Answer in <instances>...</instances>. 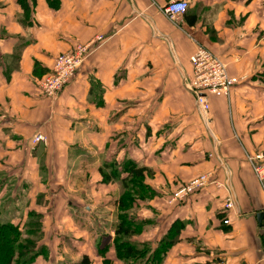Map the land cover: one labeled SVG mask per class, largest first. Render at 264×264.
Wrapping results in <instances>:
<instances>
[{
    "label": "crops",
    "instance_id": "1",
    "mask_svg": "<svg viewBox=\"0 0 264 264\" xmlns=\"http://www.w3.org/2000/svg\"><path fill=\"white\" fill-rule=\"evenodd\" d=\"M168 2L0 0V158L10 163L0 174L13 177L10 204L1 206L0 214L22 192L28 206L43 212L37 194L47 189L40 185L41 168L31 167L33 159L39 163L43 157L50 173L61 167L58 161L50 167V160L63 156L72 166L99 163L100 174L112 158L146 160L153 167L169 165L173 170L164 169V175L181 180L179 185L204 173L219 185L171 202L173 184L146 181L167 194L135 203L150 210L136 216L144 227L134 241L156 248L176 225L179 239L162 264H264V220L258 219L264 190L251 161L264 152V0H188L187 15L177 22L164 13ZM99 35L104 41L73 82L56 98L45 96L39 80L55 56ZM199 46L240 78L229 97L209 96L207 114L185 86L192 75L190 56ZM39 131L48 137L49 149L42 155L40 145L30 155ZM62 197L56 198L59 205ZM230 197L233 207L227 209ZM79 201L68 204L78 210ZM84 208L91 212L90 204ZM69 218L75 222L80 216ZM114 236L112 229L99 237ZM95 243L93 253L101 262L125 264L115 249L100 256Z\"/></svg>",
    "mask_w": 264,
    "mask_h": 264
},
{
    "label": "rangeland",
    "instance_id": "2",
    "mask_svg": "<svg viewBox=\"0 0 264 264\" xmlns=\"http://www.w3.org/2000/svg\"><path fill=\"white\" fill-rule=\"evenodd\" d=\"M70 50L65 52H69ZM62 53L64 52L57 54L55 58ZM39 82H41V79L39 80ZM54 98L52 97L51 99ZM47 142L48 137L46 142L44 141L38 144H31V147L29 148L30 155H34V153L38 152L37 149L40 145H43V148H40L39 152H41L42 155H45V153L43 154V152H47V150L49 149L46 147V145H48ZM65 155L67 154L65 153ZM69 159L63 156L62 159L50 160V167L52 168H54L53 166L55 163H57V161L58 165L60 162V172L56 171V173L49 172L50 170L45 166V159L43 157L41 158L39 163L38 159H33L31 167L37 166L41 168L40 173L42 174H40V177L42 179L40 185L42 184L43 189H47L45 192L39 193L40 195L37 194V196L39 197L38 205H44L40 208V210L43 212L38 211V209H35L33 206H28L27 196H25V194L22 192L20 199L16 201L15 205H13V207L11 206L12 208H4L2 215L0 214V224H2L0 226V235H4V233L8 232L6 230V224H8L12 227H17V229L19 230V233H17L18 238L16 243L20 244L21 247H28L29 244L27 243H30L33 240H37V251H40L41 254L37 255L36 259L33 261V264H77L85 254L90 256L92 264H104L103 262H101L102 259L98 257L97 254L93 253L92 241L93 239L94 241H96L95 244H97L98 249L103 248L108 241L111 244L109 245L110 247L108 248V250L110 248H116L114 239L104 240L99 236L105 232H110L112 229L115 230L114 227L119 221L117 202L118 199L123 195V193L126 192L128 195L132 194L133 198L143 200L145 202L144 204H147L146 202H148L149 200L157 197L161 198L160 194L166 195L167 192H157L152 190L145 184L146 181H153L157 182L158 184L166 185L173 184L175 188L180 186V183L178 184L177 182L181 180H173V178L171 179L164 175V169L169 170V172H172L173 170L169 168L170 166L167 164H160L159 166L153 167L151 163L147 162L146 160H144L145 162H136L139 167H144L147 169L144 172L143 178V183L146 185V188L144 190H137V188L140 186V178L137 177L136 179L131 177V179L128 180V185H123L122 181L119 180L122 173L124 172L123 171L120 174V168H123V166H125L127 160H122L120 163L118 159L112 158L105 164V167H103V169L105 168L104 170L106 171V173H111L110 170L115 171V173L117 172L116 178H114L112 173L110 176L115 183L117 182L116 184H114L111 182L112 180L107 181L102 174L97 173L96 170L99 163L92 166L90 165L89 167H79L78 165H69V162L71 161ZM129 160L131 159H128V162H132ZM9 164L10 163L8 159L0 158V172H5L7 170L6 167H8ZM101 166H103L102 163ZM73 169H75V173H72L71 170ZM124 173L126 174L124 177H126L128 173ZM182 174L183 173H181V175ZM6 176L0 174V211L3 209V207L1 206L10 204L9 191L11 183L9 182V179H13V177L7 180L5 179ZM37 179L39 180V178ZM48 184L51 186L50 189L48 188ZM126 186L129 187L127 188ZM139 195L143 197H140ZM61 196H63L62 198L65 202L59 205V201L56 198ZM81 196L84 198V202L79 201ZM69 200L73 201V204L79 201L82 204L79 206L81 209L77 210V208H72L71 206H69ZM135 203L133 204L134 206L132 207V209H130V212L135 216H137L138 214H145L146 212L144 213V211L146 209L150 210L148 206H144V208H141L135 205ZM89 204L91 206L90 213L87 212L84 208L85 205ZM77 215L80 216V221L78 219L75 222L70 221L71 219L69 217H76ZM24 217H26L27 219L24 220ZM54 218H58L57 224L53 222ZM55 224L59 226L58 229L56 228ZM15 227H13V229ZM56 232H60V234L56 235ZM85 232L89 234L88 237L90 239H85L83 235V233ZM39 235L42 237L38 238ZM16 253H18L17 250ZM2 256L3 254L0 253V259L2 258ZM0 264H4L3 261H0Z\"/></svg>",
    "mask_w": 264,
    "mask_h": 264
},
{
    "label": "built area",
    "instance_id": "3",
    "mask_svg": "<svg viewBox=\"0 0 264 264\" xmlns=\"http://www.w3.org/2000/svg\"><path fill=\"white\" fill-rule=\"evenodd\" d=\"M189 8L188 0H169L164 7V13L172 20L179 21ZM104 36L99 35L94 41L86 44H78L69 52H64L55 58L54 65L49 74L40 82L42 93L50 98L56 97L65 87L70 85L78 74V71L87 56L96 49ZM192 63V75L185 81V86L195 95L197 104L204 114L210 109L209 96L229 97L232 88L240 82V78L232 76L226 63L212 50L199 46L190 56ZM46 142L47 136L42 132L33 135L31 144ZM254 169L263 183L264 190V152L251 158ZM211 173L195 176L188 182L176 188L170 197L171 202L186 200L189 196L204 189L208 185L219 183L212 180ZM233 207V198L227 199L225 208ZM228 222V220H226Z\"/></svg>",
    "mask_w": 264,
    "mask_h": 264
},
{
    "label": "trees",
    "instance_id": "4",
    "mask_svg": "<svg viewBox=\"0 0 264 264\" xmlns=\"http://www.w3.org/2000/svg\"><path fill=\"white\" fill-rule=\"evenodd\" d=\"M185 15H187V12L185 13ZM191 23H193V21H191ZM51 70L47 74H49ZM47 74H45L41 78V80ZM129 161L132 162H128L127 160L125 166H123L121 171L127 172L128 175L123 178L120 177L119 180L122 181L123 185H128V180L131 179V177L136 179L138 177L140 178L141 182L139 183L140 186L137 188V190H144L146 188V185L143 183V178L144 172L147 169L144 167H139L136 162H133V160ZM100 171L107 181L112 180V178L110 177L111 173L113 174L114 178L117 177V172L115 173V171L113 170H110L111 173H106V171L101 168ZM132 196V194L128 195L125 192L117 202L119 221L116 224L114 230L116 256L118 259L123 260L126 264H130L133 262V264H162L165 259L167 250L179 239V237L177 236V231L179 228L176 225L173 226L169 233L158 242L156 248L151 247L150 243L148 242L134 241L133 238L135 237V235L142 231L144 224H142V222L130 212V209H132V207L134 206L133 204L139 200L133 198ZM1 225L2 224H0V226ZM13 227L6 224V230L8 232L4 233V235H0V253L3 254L0 261H3L4 264H33V261L36 259L37 255L41 254L40 251H37V240H33L30 243H27L29 244L28 247H21L20 244L16 243L18 238L17 233H19V230L17 229V227H15L14 229ZM40 237L42 236L39 235L38 238ZM109 245L111 244L108 241L103 248L98 249V253L100 256L105 257L108 248L110 247ZM16 250L18 251V253H16ZM103 263L110 264V260L104 258ZM77 264H92V260L89 255L85 254Z\"/></svg>",
    "mask_w": 264,
    "mask_h": 264
},
{
    "label": "water",
    "instance_id": "5",
    "mask_svg": "<svg viewBox=\"0 0 264 264\" xmlns=\"http://www.w3.org/2000/svg\"><path fill=\"white\" fill-rule=\"evenodd\" d=\"M258 219L260 223L264 220V210L258 213Z\"/></svg>",
    "mask_w": 264,
    "mask_h": 264
}]
</instances>
